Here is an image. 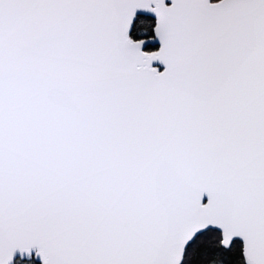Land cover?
Wrapping results in <instances>:
<instances>
[{"label":"snow or ice","instance_id":"1","mask_svg":"<svg viewBox=\"0 0 264 264\" xmlns=\"http://www.w3.org/2000/svg\"><path fill=\"white\" fill-rule=\"evenodd\" d=\"M264 264V0H0V264Z\"/></svg>","mask_w":264,"mask_h":264},{"label":"trees","instance_id":"2","mask_svg":"<svg viewBox=\"0 0 264 264\" xmlns=\"http://www.w3.org/2000/svg\"><path fill=\"white\" fill-rule=\"evenodd\" d=\"M22 264H39L34 258L30 261H23Z\"/></svg>","mask_w":264,"mask_h":264},{"label":"water","instance_id":"3","mask_svg":"<svg viewBox=\"0 0 264 264\" xmlns=\"http://www.w3.org/2000/svg\"><path fill=\"white\" fill-rule=\"evenodd\" d=\"M32 258H34L39 264H40V260H39V258H37L36 256H35V252H33V256H32ZM32 260V259H31ZM25 261H30V260H25Z\"/></svg>","mask_w":264,"mask_h":264}]
</instances>
